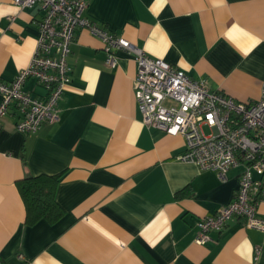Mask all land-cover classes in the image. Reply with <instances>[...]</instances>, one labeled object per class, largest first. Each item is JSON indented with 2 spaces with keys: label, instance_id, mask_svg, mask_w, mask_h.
Masks as SVG:
<instances>
[{
  "label": "crops",
  "instance_id": "0c3cea01",
  "mask_svg": "<svg viewBox=\"0 0 264 264\" xmlns=\"http://www.w3.org/2000/svg\"><path fill=\"white\" fill-rule=\"evenodd\" d=\"M87 2L89 19L149 56L238 101L261 97L264 0ZM41 16L37 5L0 0V80L29 64ZM71 48L60 119L25 134L13 104L0 122V264H264V231L244 218L195 241L197 222L235 198L243 167L221 181L177 160L186 139L142 121L135 56L118 50V64L108 66L103 41L86 28ZM24 89L46 93L32 78ZM40 174L59 176L62 214L28 222L17 183Z\"/></svg>",
  "mask_w": 264,
  "mask_h": 264
},
{
  "label": "built area",
  "instance_id": "2783aa9c",
  "mask_svg": "<svg viewBox=\"0 0 264 264\" xmlns=\"http://www.w3.org/2000/svg\"><path fill=\"white\" fill-rule=\"evenodd\" d=\"M19 8L39 6V35L29 64L11 82L0 80V122L16 104L21 117L16 129L36 133L45 122L60 119L59 101L71 81L68 57L76 31L86 28L104 43L106 64H118L116 52L125 50L137 61L134 94L142 121L186 139V149L176 158L215 170L221 181L228 171L242 166L240 188L235 198L215 214L197 222L195 241L204 244L212 231H220L229 220L244 218L247 226L264 231V85L261 97L238 101L207 82L189 76L162 58L149 56L130 40L108 32L89 19L87 0H13ZM45 89L34 97L25 91L28 79ZM205 127L210 132L205 131Z\"/></svg>",
  "mask_w": 264,
  "mask_h": 264
},
{
  "label": "trees",
  "instance_id": "16d2710c",
  "mask_svg": "<svg viewBox=\"0 0 264 264\" xmlns=\"http://www.w3.org/2000/svg\"><path fill=\"white\" fill-rule=\"evenodd\" d=\"M58 180L57 175L40 174L18 181V188L27 210L28 222H35L41 218L54 221L62 214L55 197Z\"/></svg>",
  "mask_w": 264,
  "mask_h": 264
},
{
  "label": "rangeland",
  "instance_id": "374dc122",
  "mask_svg": "<svg viewBox=\"0 0 264 264\" xmlns=\"http://www.w3.org/2000/svg\"><path fill=\"white\" fill-rule=\"evenodd\" d=\"M204 129H205V131H206L207 133L210 132V129H209L208 127H205Z\"/></svg>",
  "mask_w": 264,
  "mask_h": 264
}]
</instances>
